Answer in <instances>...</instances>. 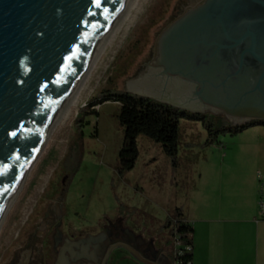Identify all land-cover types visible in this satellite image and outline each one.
Here are the masks:
<instances>
[{
    "label": "water",
    "instance_id": "95a60500",
    "mask_svg": "<svg viewBox=\"0 0 264 264\" xmlns=\"http://www.w3.org/2000/svg\"><path fill=\"white\" fill-rule=\"evenodd\" d=\"M133 1L0 0V225ZM127 91L264 121V0L189 8Z\"/></svg>",
    "mask_w": 264,
    "mask_h": 264
},
{
    "label": "rangeland",
    "instance_id": "374dc122",
    "mask_svg": "<svg viewBox=\"0 0 264 264\" xmlns=\"http://www.w3.org/2000/svg\"><path fill=\"white\" fill-rule=\"evenodd\" d=\"M196 2H132L3 218L0 264L10 252L11 264L17 263L13 249L37 229L50 207L60 210L66 236L71 230L94 233L99 223L117 215L148 225L165 220L176 205L212 203L218 190L229 188L230 180L241 185L250 171L264 175L263 134L223 131L208 143L203 122L186 116L179 123L177 162L161 144L139 135L135 167L121 170L125 131L120 104L111 98L99 103V97L106 90L127 91L132 79L145 74L162 32ZM205 115L215 130L226 128L225 116Z\"/></svg>",
    "mask_w": 264,
    "mask_h": 264
},
{
    "label": "flooded vegetation",
    "instance_id": "af4514ba",
    "mask_svg": "<svg viewBox=\"0 0 264 264\" xmlns=\"http://www.w3.org/2000/svg\"><path fill=\"white\" fill-rule=\"evenodd\" d=\"M203 1L197 0L196 6ZM60 218L57 207H50L43 214L37 229L21 238L13 249L19 254L16 264H180L181 217L171 216L160 223L151 221L144 225L117 215L99 223L94 233L77 234L71 230L67 236L61 229ZM10 253L3 264L14 263V252Z\"/></svg>",
    "mask_w": 264,
    "mask_h": 264
},
{
    "label": "crops",
    "instance_id": "0c3cea01",
    "mask_svg": "<svg viewBox=\"0 0 264 264\" xmlns=\"http://www.w3.org/2000/svg\"><path fill=\"white\" fill-rule=\"evenodd\" d=\"M247 129L264 135V125L240 132ZM228 186L218 190L215 200L204 207L190 201L176 205L167 215L166 219L176 211L192 227L191 264H264V219L258 214L257 173L250 171L241 185L230 180Z\"/></svg>",
    "mask_w": 264,
    "mask_h": 264
},
{
    "label": "trees",
    "instance_id": "16d2710c",
    "mask_svg": "<svg viewBox=\"0 0 264 264\" xmlns=\"http://www.w3.org/2000/svg\"><path fill=\"white\" fill-rule=\"evenodd\" d=\"M109 98L120 104L118 118L125 131V141L120 151L121 170L123 173L135 167L139 154L136 145V140L139 135H145L154 142L161 144L165 154L173 162H177L179 123L183 116L198 119L203 122L208 131V143L213 142L219 133L223 131L236 134L250 126L264 125V121L252 120L245 124L234 126L228 120H225L227 123L226 128L215 130L214 124L211 120L207 121L205 114L183 111L168 104L140 97L124 90L104 91L99 97V103ZM171 216L180 217V214H177L175 211V214ZM179 233L183 245L190 244L193 246L192 227L183 218H181ZM191 258L192 251H185L180 257V264L191 263Z\"/></svg>",
    "mask_w": 264,
    "mask_h": 264
},
{
    "label": "built area",
    "instance_id": "2783aa9c",
    "mask_svg": "<svg viewBox=\"0 0 264 264\" xmlns=\"http://www.w3.org/2000/svg\"><path fill=\"white\" fill-rule=\"evenodd\" d=\"M258 181V213L259 218L264 219V175L258 174L257 176ZM179 244L181 245V252L182 254L186 251H192L193 246L190 244H182L181 239L179 237L178 240ZM191 264V263H189Z\"/></svg>",
    "mask_w": 264,
    "mask_h": 264
}]
</instances>
